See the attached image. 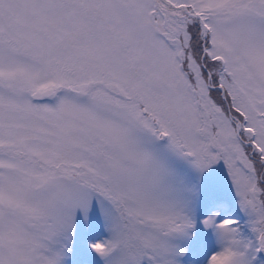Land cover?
<instances>
[{
    "label": "snow or ice",
    "instance_id": "1",
    "mask_svg": "<svg viewBox=\"0 0 264 264\" xmlns=\"http://www.w3.org/2000/svg\"><path fill=\"white\" fill-rule=\"evenodd\" d=\"M0 264H264V0H0Z\"/></svg>",
    "mask_w": 264,
    "mask_h": 264
}]
</instances>
